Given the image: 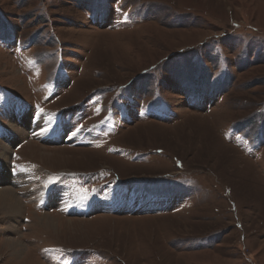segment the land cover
I'll return each instance as SVG.
<instances>
[{"label":"rangeland","instance_id":"rangeland-1","mask_svg":"<svg viewBox=\"0 0 264 264\" xmlns=\"http://www.w3.org/2000/svg\"><path fill=\"white\" fill-rule=\"evenodd\" d=\"M0 193V264H264V0H0Z\"/></svg>","mask_w":264,"mask_h":264},{"label":"bare ground","instance_id":"bare-ground-1","mask_svg":"<svg viewBox=\"0 0 264 264\" xmlns=\"http://www.w3.org/2000/svg\"><path fill=\"white\" fill-rule=\"evenodd\" d=\"M25 115V119H26V114H24ZM11 128V127H10ZM19 133V132H18ZM29 145V144H28ZM26 147V146H25ZM27 148V147H26ZM29 148V147H28ZM23 148H21L20 149V151L22 150ZM5 154V153H4ZM6 156V155H5ZM8 159V158H7ZM7 159H5V160H7ZM32 166V165H31ZM46 170V169H45ZM38 179V178H37ZM34 187V186H33ZM7 189V188H6ZM57 190V189H56ZM5 191H7V190H5ZM7 193H8V191H7ZM10 194V193H9ZM12 194V193H11ZM3 195V194H2ZM1 195V193H0V206L2 205L3 206V209H6V206L8 205L7 204V202L10 200V196H8V198H7V196H2ZM67 196V195H66ZM12 198H13V195H12ZM31 203V202H30ZM11 212V211H10ZM13 214V213H12ZM38 216V215H37ZM38 219H40V218H38ZM42 219L46 222L47 221V223H46V225L48 226V227H50V228H53V224H51L50 223V221L48 220L49 219V217L45 214V215H43V217H42ZM41 224V223H40ZM18 250V249H17ZM13 251V250H12ZM17 255V254H16ZM13 258V257H12Z\"/></svg>","mask_w":264,"mask_h":264}]
</instances>
